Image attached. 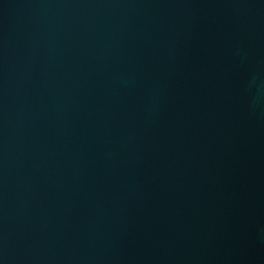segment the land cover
<instances>
[{
  "label": "water",
  "instance_id": "95a60500",
  "mask_svg": "<svg viewBox=\"0 0 264 264\" xmlns=\"http://www.w3.org/2000/svg\"><path fill=\"white\" fill-rule=\"evenodd\" d=\"M0 264H264V0H0Z\"/></svg>",
  "mask_w": 264,
  "mask_h": 264
}]
</instances>
